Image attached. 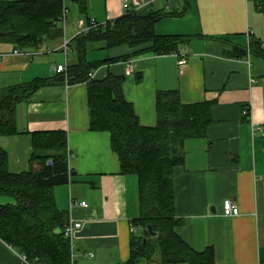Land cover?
<instances>
[{
    "label": "crops",
    "instance_id": "crops-1",
    "mask_svg": "<svg viewBox=\"0 0 264 264\" xmlns=\"http://www.w3.org/2000/svg\"><path fill=\"white\" fill-rule=\"evenodd\" d=\"M139 1L140 7L133 0H89L88 14H82L75 0H64L62 37L46 39L38 50H20L22 55H15L9 41H0V89L58 78L54 68L66 63L64 43H71L91 20L103 25L122 18L126 4L143 12L180 13L184 8L183 0ZM155 32L192 41L179 53L146 54L103 66L95 78L108 73L124 77V97L144 127L157 124L158 92L178 91L186 105L214 103L207 137L185 143V163L174 171L176 212L183 222L177 232L198 252L213 249L217 264H264V57L235 53L248 50L252 40L264 45V15L254 0H192L187 13L161 20ZM104 52L90 53L89 60L135 51L120 46ZM182 58L184 66L179 65ZM68 59L69 64L70 54ZM16 120L20 134L0 138L14 173L30 169L33 133L67 134L73 173L71 183L58 187L55 195L69 222L82 224L73 240L75 264H126L132 222L139 217L138 180L121 174L111 135L90 131L87 86L44 87L18 105ZM226 200L239 207L240 216L224 217ZM12 203L0 197V205ZM23 260L0 240V264Z\"/></svg>",
    "mask_w": 264,
    "mask_h": 264
},
{
    "label": "trees",
    "instance_id": "trees-1",
    "mask_svg": "<svg viewBox=\"0 0 264 264\" xmlns=\"http://www.w3.org/2000/svg\"><path fill=\"white\" fill-rule=\"evenodd\" d=\"M75 1L80 12L88 14L89 0ZM190 1L183 0L180 13L128 10L122 18L79 34L69 43L72 59L67 72L58 78L0 89V138H12L20 134L18 105L28 102L37 91L65 83L87 86L90 131L111 135L121 174L138 180L139 217L132 224L141 234L133 235L126 264H217L213 249L198 252L178 234L183 222L177 217L174 181L175 169L185 163V143L207 137L214 103L186 105L178 91L158 92L157 124L144 127L124 97V77L108 73L104 78H90L106 65L146 54L179 53L192 38L158 36L155 27L165 18L183 16ZM254 2L264 15V0ZM64 14V0L0 1V41H9L17 50H38L46 39L63 36ZM120 46L135 52L116 59L89 60L92 52ZM235 53L239 58L249 53L264 57L263 44L252 40L248 50ZM31 136L28 171L14 173L8 151L0 147V197L14 201L0 205V240L32 264H75L73 244L64 233L69 215L59 209L55 195L58 187L71 183L73 173L67 134L38 132Z\"/></svg>",
    "mask_w": 264,
    "mask_h": 264
},
{
    "label": "built area",
    "instance_id": "built-area-1",
    "mask_svg": "<svg viewBox=\"0 0 264 264\" xmlns=\"http://www.w3.org/2000/svg\"><path fill=\"white\" fill-rule=\"evenodd\" d=\"M133 3L136 7H140L141 6V2L139 0H133ZM125 9H128L129 10V6L126 4L125 5ZM66 14V13H65ZM64 14V18H63V22L65 24L66 22V15ZM106 24H99L97 21L95 20H91L90 22V25H85L81 28V32L80 34H83V33H87L89 32V30H91L92 28H96V27H99V26H104ZM263 50H264V45H263ZM63 51H64V54L66 56V63L63 64V65H58L56 68H54V71L56 74H63V73H66L67 72V68H68V56L70 54V48H69V42H65L64 45H63ZM23 52L20 51V50H16L15 51V55H22ZM187 64V60L185 58H182L180 61H179V65L180 66H184ZM90 78L91 79H95V73H92L90 75ZM247 115L249 116L250 113L248 112ZM80 206L82 207H88L87 203L86 202H82L79 204ZM223 215L224 217H238L241 215V212H240V209L237 205H235L231 200H226L224 201L223 203ZM82 227V224L80 222H69L68 225H66L65 227V236L70 239V241L72 242L73 244V240H74V236H75V233L77 230H79L80 228ZM131 232L132 234H136L138 232V228L136 227H133L131 229ZM24 264H32L30 263L26 258H24Z\"/></svg>",
    "mask_w": 264,
    "mask_h": 264
},
{
    "label": "water",
    "instance_id": "water-1",
    "mask_svg": "<svg viewBox=\"0 0 264 264\" xmlns=\"http://www.w3.org/2000/svg\"><path fill=\"white\" fill-rule=\"evenodd\" d=\"M5 36H6V35H1L2 38L5 37ZM148 231H149V233H150L151 235H153V236L155 235V234L153 233V231H152L151 226L148 227ZM56 233H57V234H61V230H60V229H57Z\"/></svg>",
    "mask_w": 264,
    "mask_h": 264
},
{
    "label": "rangeland",
    "instance_id": "rangeland-1",
    "mask_svg": "<svg viewBox=\"0 0 264 264\" xmlns=\"http://www.w3.org/2000/svg\"><path fill=\"white\" fill-rule=\"evenodd\" d=\"M180 1H181V0H180ZM99 52H101V53H105L104 51H99ZM95 54L97 55V53H95ZM99 54H100V53H99ZM100 76H101V74H100ZM100 76H99V77H100ZM143 264H145V263H143Z\"/></svg>",
    "mask_w": 264,
    "mask_h": 264
}]
</instances>
